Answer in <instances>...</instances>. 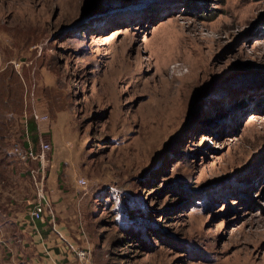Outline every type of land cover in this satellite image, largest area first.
Masks as SVG:
<instances>
[{
  "label": "rangeland",
  "instance_id": "1",
  "mask_svg": "<svg viewBox=\"0 0 264 264\" xmlns=\"http://www.w3.org/2000/svg\"><path fill=\"white\" fill-rule=\"evenodd\" d=\"M1 116L0 264H46L27 120L93 264H264V0H0Z\"/></svg>",
  "mask_w": 264,
  "mask_h": 264
},
{
  "label": "built area",
  "instance_id": "2",
  "mask_svg": "<svg viewBox=\"0 0 264 264\" xmlns=\"http://www.w3.org/2000/svg\"><path fill=\"white\" fill-rule=\"evenodd\" d=\"M34 118L43 121L47 119V115L35 112ZM48 148L49 145L42 144L38 153L32 146L28 145L27 147L28 157L38 160L39 165L30 169L35 186V199L26 214L20 219V225L26 233H29L32 243L48 264H93L91 245H79L71 238L61 223L54 221L55 210L52 209L43 175V153ZM78 182L81 185L86 183L84 179H79ZM48 217H50L49 221H47ZM39 224L46 226V233L42 232ZM57 250L59 253H56Z\"/></svg>",
  "mask_w": 264,
  "mask_h": 264
},
{
  "label": "trees",
  "instance_id": "3",
  "mask_svg": "<svg viewBox=\"0 0 264 264\" xmlns=\"http://www.w3.org/2000/svg\"><path fill=\"white\" fill-rule=\"evenodd\" d=\"M10 117H0V165L10 166V154L8 153L5 146V138L8 137V128L7 125ZM24 132L28 137L27 141H24V145L28 147V145L32 146L35 149L36 144L39 140L37 124L34 120H27L25 123Z\"/></svg>",
  "mask_w": 264,
  "mask_h": 264
},
{
  "label": "crops",
  "instance_id": "4",
  "mask_svg": "<svg viewBox=\"0 0 264 264\" xmlns=\"http://www.w3.org/2000/svg\"><path fill=\"white\" fill-rule=\"evenodd\" d=\"M39 126H37V129H38V135H40V127L38 128ZM52 197H54V195L52 194ZM39 226L41 227V230H42V232L43 233H46L47 232V228H45L46 226L45 225H43V224H39ZM72 230V229H71ZM73 231V230H72ZM67 232H71L70 230H68ZM74 232V231H73ZM28 234V236H29V238H30V241L32 242V240H31V236L29 235V233H27ZM70 234V233H69ZM70 236H71V234H70ZM28 238V239H29ZM71 238L73 239V236H71ZM33 244V243H32ZM56 253H59V251L57 250L56 251ZM40 256V259L42 260V261H44V262H46V264H48L47 263V260L46 259H44L41 255H39ZM64 263V262H63ZM41 264V263H40Z\"/></svg>",
  "mask_w": 264,
  "mask_h": 264
}]
</instances>
